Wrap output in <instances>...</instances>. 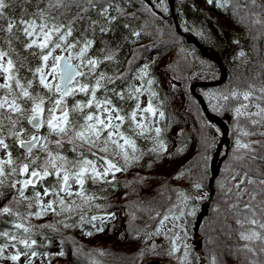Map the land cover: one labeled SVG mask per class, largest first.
<instances>
[{
	"label": "snow or ice",
	"instance_id": "snow-or-ice-1",
	"mask_svg": "<svg viewBox=\"0 0 264 264\" xmlns=\"http://www.w3.org/2000/svg\"><path fill=\"white\" fill-rule=\"evenodd\" d=\"M214 2L217 7L227 10L231 0H227V3L222 2V0H207L208 4ZM131 6H133V0H37L36 10L30 14L32 18L24 19L22 15L17 23V20L9 12V9L13 8L11 0H0V19L6 21V24L0 25V32L5 33L3 39L8 45L7 49L0 48V71L4 74L0 88L6 90V95L0 96V109L7 108V111L0 114V148L5 150V158H0V196L4 195L5 180L12 178L9 185L12 197L0 207V214H8L16 218L9 222L14 225L15 229L23 230L21 234L23 238H20L18 243L24 246L23 251L18 249L14 254H5V248L9 246L17 248V243L11 245L0 244V261L7 259L15 264L23 255L26 257L24 264H33L28 252L31 245H35L37 241L29 235L33 230L32 226H25L24 223L20 222L26 220L28 216L39 217L46 211H52L55 215H62L63 219L56 221L54 224L46 225L49 228L59 231L58 226L60 225L64 228L79 225L82 232L88 236L93 235V230L103 232L105 218L115 217V212L106 213L104 218L97 215L87 217L84 212H81L74 222L69 218L71 215H75L76 208H83L90 199H95L86 192L84 188L85 181L91 179L93 184H96L97 181H103L104 185H111L115 189L117 184L112 183V181L116 180V172L126 171L133 163H138L146 151L155 153L157 160L161 158V150L167 151L163 133L168 129L167 125L162 123L166 120V111L163 107L164 101L160 100L159 105L154 106L152 97L156 96L157 93L150 91L147 105L143 108L140 107L139 95L142 94L145 77H149L146 81L149 90L155 80V77L150 76L147 71L149 65L144 64L137 69L139 72L138 77L135 73H132V60L128 62L129 66L123 72H119L117 65L120 62L115 60L116 52L120 50L119 43L113 48L106 41H102L104 47L98 51L103 55L93 56L89 54V49L95 42L97 30L103 36L115 32L118 27L122 26L128 33H122L123 41L132 44L139 42L147 23L139 29L133 26L138 17L135 12L128 11ZM156 7H161L165 12L167 11L164 0H159ZM241 9L244 10L242 13ZM149 11L153 16L156 15L151 7H149ZM261 11H264V4L257 3V0H246L245 3H240L237 0L232 5L233 16H239L242 22L251 17V25L264 23L260 19ZM37 20H39V23H37ZM14 26H16V32H13ZM74 32H78V35L73 36ZM17 33H22L23 39ZM69 37H72V39L69 40ZM13 40H18L22 48L39 61L35 67H27V71L32 73L30 78L19 77L13 71L14 61L9 55L10 52L17 51L13 47ZM233 42L237 43V41ZM56 49H59V54H56ZM139 51L140 49L132 50L133 60H135ZM65 52H67V55H64ZM17 55L19 56V52H17ZM236 55L238 57L244 56L243 49L239 50ZM6 56L8 58L5 61ZM102 60L112 61L116 71L109 74L103 69H98L97 65ZM130 73H132L131 80L138 78L141 81L139 85L133 86L131 80L127 79ZM117 79L125 82L124 86L119 89L115 84ZM35 80H38V85L36 89H32ZM89 80L94 82L90 83ZM107 84L113 86L108 88ZM40 88H43L45 92H41ZM98 88H103L104 96H96ZM253 89L260 95H256ZM76 92L86 93L87 99L75 100L70 109L65 98L69 95H75ZM108 92H111L112 96H108ZM126 92L127 98L132 99L135 105L127 112L113 99V97H116L121 101L124 100ZM203 94L208 100L212 111L228 110L233 114L234 128L237 129V132L234 137L233 151L229 155L232 160L239 162L241 166L239 169H234L233 173L230 174L232 182L237 188L235 195L240 196L245 192L249 194V201L242 204V208L247 210L243 215L248 222L253 225L258 224L260 229H264V221L257 218L256 207L251 203V200L256 198L255 190L241 187L244 183L253 184L258 180L260 192L264 194V173L257 172L254 177L250 174L251 170L248 167L250 163H255L257 160L264 163V154L257 156L253 148V145L262 144V142L247 139L248 136L257 134L264 136V131L252 132L237 122L238 117H245L253 127L258 125L264 127V105L258 102L264 101V86L256 88L254 84L249 83L246 89H238L233 85L223 89L208 90ZM241 98L243 103L237 102ZM45 100L48 101L47 105ZM85 107H88V110L79 113L80 119H74L72 113ZM11 113H15L16 116L13 117ZM101 113L105 115L102 116ZM145 113L150 114L152 117L158 115V120H149L145 123ZM138 114L141 117L140 120L136 119ZM25 118L28 127L22 123ZM5 119L8 120L6 130ZM126 120H129L128 125L122 127ZM42 127H46V131L43 133L39 131ZM137 136L152 141L153 146L151 149H143L138 152L137 142L134 138ZM6 137H13L15 146L23 150L21 153L23 159L16 158L19 160L18 164L14 162L12 146L6 143ZM24 137H27V139ZM202 139L206 152L211 147V141L215 140V136L209 138L205 135ZM65 144L70 146L75 153L73 158H69L62 151ZM33 149L36 151L33 152ZM129 149H131V152H129ZM179 151H183V146ZM101 152L104 155H97ZM112 156L120 157L122 162L117 163L112 159ZM206 158V155L200 157L201 160H206ZM97 161L101 162L102 171L97 170ZM152 163L153 161H149L148 166L151 167ZM188 170L190 169H182L176 176H180ZM17 174L20 177L18 180L13 178ZM109 174H111V180L108 179ZM237 174L239 179H236ZM49 176L53 177L51 184L44 182V178ZM144 179L146 178H141V181ZM37 181L43 184L44 196H48L49 193L54 194L53 198L48 199L46 204L42 203L41 193L36 190ZM72 182L78 186L76 189H72ZM129 183L131 182H126L125 186L127 187ZM27 185L33 186V196L25 195L24 189ZM193 187L199 188L201 185L194 183ZM231 188L232 184L230 183L229 190ZM60 193H66L67 199ZM127 195L128 193H125V196ZM17 196L29 201V208H31V202L34 199L38 206L36 211L25 213L17 211L14 208V206H18ZM77 198L81 203L76 202ZM200 198L199 196L192 197L187 194H179L177 197L180 204L191 200H199ZM235 203L239 204V201ZM56 204L59 207H56ZM141 206L144 211H151V202L137 204L138 208ZM96 207L99 208L102 205L97 204ZM191 207L194 208L195 205L192 204ZM171 208L176 209V211L171 213L165 211L164 215L159 217L153 229L158 234L161 231V226L171 215L172 226L165 229L173 232L171 237H165V240H170L171 246L161 247L157 251L156 249L159 246L153 242L151 245L142 247L137 253L136 264H141V262L142 264H157V261L150 257L165 255L173 257L181 245H183L184 253L178 259L180 261L186 259L188 246L183 244L181 239L179 230L183 227V224L180 219L182 216L191 215V211L186 210V207H178L176 203H173ZM228 208L232 209L233 204L229 203ZM259 208L260 212L264 214V199L261 200ZM157 216H159V213H154L149 219H155ZM86 219L91 228L86 229L84 227ZM98 219L100 221L99 225L95 223ZM236 222L237 224L241 223L239 219ZM129 231L134 236L140 235V230L134 229L131 223L129 224ZM151 234L146 232L144 238L148 239ZM0 235L7 236L12 241L17 240L15 232L9 235L6 230ZM240 236L242 239H259L261 241L259 251L264 253V234L255 229H250L247 235L241 232ZM121 238H124L123 235ZM63 240L64 238H61L60 251L56 253L45 251L39 255L48 258V264H51L53 256L67 257L68 253L64 250ZM72 244L74 254L83 252V246L78 245L74 239ZM241 247L248 249L252 255H257V250L248 244ZM93 251L99 252L100 255L104 254L103 249L89 250L88 253L83 254L90 256ZM36 256H38V252L32 249L31 257ZM41 264H44V262L42 261ZM94 264H99V262L95 261ZM210 264H216L214 254ZM259 264H264V261H260Z\"/></svg>",
	"mask_w": 264,
	"mask_h": 264
},
{
	"label": "trees",
	"instance_id": "trees-1",
	"mask_svg": "<svg viewBox=\"0 0 264 264\" xmlns=\"http://www.w3.org/2000/svg\"><path fill=\"white\" fill-rule=\"evenodd\" d=\"M203 1L204 0H173V14L180 32L187 36H191L206 52L218 55L226 73L224 82L219 86L197 87L195 89L196 93L202 97L207 110L221 118L228 127L227 147L223 145L219 153V159L221 161L218 175L213 182V195L197 230L200 237L202 264H210L213 254L215 255L216 264H259L260 261H264V253L259 251L261 241L259 239H242L240 236L241 232L247 235L250 229H255L264 234V229H260L258 224H251L243 215L247 210L242 208V204L249 201V194L245 192L240 196L235 195L237 188L232 182L230 174L233 173L234 169H239L241 166L239 162L232 160L229 155L233 151L234 137L237 132V129L234 128L233 114L228 110L221 112L212 111L203 93L208 90H218L233 85L238 89H246L249 83L254 84L256 88L264 86V23L251 25V17L242 22L239 16H233L232 5L235 4L237 0H231V3L227 6V10L217 7L214 2L212 5L215 6V10L218 14L228 17L221 21L214 20L199 6ZM11 2L13 8L9 9V12L17 20V23L22 15L24 19L32 18L30 14L36 10L37 0H11ZM222 2L227 3V0H222ZM239 2L245 3L246 0H239ZM257 3L264 4V0H257ZM164 4L167 7L166 12L163 8L156 7L157 4L152 0H150V4L146 3L144 0H133V6L128 8L129 12H135L138 17L133 26L139 29L147 23V27L142 33L139 42L132 44L123 41L122 33H128L122 26L118 27L115 32H110L103 36L97 30L95 42L89 49V54L93 56L103 55L98 51L100 48L104 47L102 41H106L108 45L113 48L119 43L120 50L116 52L115 55V60L120 62L117 65L119 72H123L124 69L129 66L128 62L132 60V73H135L138 77L139 72L137 69L144 64H148L149 67L147 71L150 76L155 77V80L149 90V86L146 83L149 77H145L144 88L142 89V94L139 95L140 106L142 102L145 103V106L147 105L150 91L156 92L157 95L152 97L153 105H159L160 100L164 101L163 107L166 111V120L162 123L167 125L168 129L163 133V138L165 139L167 147L175 143L180 146L189 144L195 147V153L184 165L175 171L170 170L163 172V174H159L156 168L160 159L157 160L155 158V153L146 151L138 163H133L131 165V167L134 166V168L130 171H134V169H137V171L136 173L133 172L128 180L122 178V172H128L129 169L115 175L116 180L112 181V183L117 184L115 189L112 188L111 185H104L103 181H97L96 184H93L91 179L85 181L84 188L86 192L90 197H94L95 199H90L83 208H76L75 215H71L69 218L74 222L81 212H84L87 217L97 215L102 218H104L105 214L108 212H115L116 214L121 213L117 221L118 223L120 221L122 222V230L124 232L122 235H125L126 237L124 238L128 239L130 242V246L128 247L115 248L109 243L90 245V243H85L84 241L80 242L74 236L78 235L81 236L78 238L86 239L87 237H95L102 232L93 230V235L88 236L85 235L81 227L77 225L76 227H67L74 233L73 236L71 234H64L63 230H65V228L62 225L58 226L59 231H57L54 228L46 226L49 224H41V220L47 218L46 214L48 211L39 217L28 216L26 220H21L20 222L24 223L25 226H32L33 230L29 235L32 239L37 241L35 245H31L29 252L34 249L38 254L45 251L56 253L60 251L61 238H64L63 247L68 255L67 257L53 256L51 258V264H94L95 261H98L99 264H136L137 253L142 247L151 245L153 242L159 246L156 249L157 251H159L161 247L167 248L171 246L170 240H165V237H171L173 232L164 230L157 234L153 229L159 217L163 216L165 211L169 213L176 211V209L171 208L173 203H176L178 207H186V210L191 211V215L181 217L183 220V227L180 230H183L187 236L193 239L194 221L200 211L201 205L207 200L208 195L199 200L187 201L184 204H180L177 197L179 194H187L195 197L193 193L196 190L206 189L209 193V156L211 157L216 148L219 130L212 123L205 120L201 106L191 94L189 86L194 82L216 81L220 74L215 63L201 56L197 47L191 43H186L185 39L176 32L175 23L166 0H164ZM41 6L43 5L41 4ZM149 7L155 11V16L151 14ZM240 11L242 13L244 10L241 9ZM260 19L264 21V11L260 12ZM37 23H39V20H37ZM3 24H6V21L0 19V25ZM13 32H16V26H14ZM4 35L5 33L0 32V48L7 49L8 45L3 39ZM17 35L23 39L22 33H17ZM76 35H78V32L73 33V36ZM68 39L71 40L72 37ZM233 41H237V43ZM178 44L192 61L189 64H187L188 61L186 58L177 56V52L179 51ZM13 47L17 50L9 53L14 61L13 71H15L19 77L30 78L32 73L27 71V67H35L39 61L35 57L29 55V53L22 48L18 40H13ZM133 49H140L136 54L135 60H133L132 57ZM241 49H243L245 55L238 57L236 54ZM17 52H19V56ZM7 58V56L4 58L5 61ZM97 68L103 69L109 74L116 71L112 61L102 60L97 65ZM132 73L128 75V80H131ZM171 80H175L178 84L171 85ZM89 82L92 83L94 81L89 80ZM0 83H3V81H0ZM124 83V81L119 79L115 81L117 89L123 87ZM131 83L135 86L139 85L141 81L137 78L136 80H131ZM37 85L38 80H35L32 89H36ZM106 86L111 88L113 85L107 84ZM39 90L45 92L43 88ZM253 91L255 92V89H253ZM255 94L260 95L258 92H255ZM4 95H6V90L0 88V96ZM104 95L103 88H98L96 96L102 97ZM107 95L112 96V93L108 92ZM181 95L184 97L182 101L180 100ZM125 97L126 98L122 101L116 97H113V99L125 112H127L135 105L132 99L127 98V92L125 93ZM77 99L86 100V93L76 92L75 95H70L66 98L70 109L71 105ZM237 102L243 103L242 98ZM258 102L264 105V101ZM47 103L48 101L45 100L46 105ZM52 106L54 107V105ZM87 110L88 107L77 109L75 113H72V116L74 119L78 120L80 119L79 113L81 111L86 112ZM5 111H7L6 107L5 109H0V114H3ZM11 115L13 117L16 116L15 113H11ZM140 118V115H137L136 119L140 120ZM145 118V123H147L149 120H158V115L152 117L150 114L145 113ZM237 122L249 131L256 133L264 131V127L259 125L253 127L250 125L245 117H238ZM22 123L28 127L26 118L22 120ZM128 123L129 120H126L122 127H126ZM4 125L6 130L8 125L7 119L4 120ZM45 131L46 127L40 129L42 133ZM181 133H183V135H181ZM205 135L209 138L213 135L215 136V140L211 141V147L208 148L206 152L202 139ZM134 138L137 142L138 152L143 149H151L153 146L152 141L138 136ZM247 139L262 142V144L253 145V148L257 156L264 154V136L257 134L248 136ZM6 143L12 146L15 163L19 162L16 158L19 157L23 159L21 155L23 150L15 146L13 137H6ZM35 151L36 150L33 149V152ZM62 151L69 158L75 156V153L67 144H65ZM129 152H131V149H129ZM161 153L162 150L160 156ZM205 155L207 157L206 160H201L200 157ZM149 161H153L151 167L148 166ZM248 167L251 170L250 174L254 177L257 172L264 173V163L259 160L255 163H250ZM186 168L190 170L184 171L180 176H176L177 173ZM13 178L17 179L19 175ZM141 178L146 179L141 181ZM9 179L11 178L5 180L4 195L0 196V201L6 200L7 202L12 197ZM236 179H239L238 174L236 175ZM52 180L53 177L51 176L44 178V182L48 184H51ZM126 182L131 183L126 187ZM39 183L43 188V184L41 182ZM194 183H199L201 187L194 188ZM230 183L232 184L231 190H229ZM241 187L255 190L256 198L255 200H251V203L256 207L257 218L264 221V214L260 212L259 208L261 200L264 199V194L260 192L258 180L253 184L244 183ZM32 189V185H27L24 189L25 195L33 196ZM36 190L38 191V184L36 185ZM119 191L120 194H118ZM125 193H128V195L125 196ZM60 195L65 196L67 199L66 193H60ZM50 196H54V194L50 193ZM117 197H119V199ZM17 201L18 206H14V208L20 213L36 211L38 207L34 199L31 202V208L28 207L29 201L19 196H17ZM236 201H239V204L235 203ZM76 202L78 204L81 203L78 198ZM140 202L144 204L151 202V211H144L142 206L138 208L137 204ZM229 203L233 204L232 209L228 208ZM97 204L102 205V207L97 208ZM192 204L195 205L194 208L191 207ZM55 206L59 207L58 204ZM154 213H159V216L150 220L149 217ZM65 215H67V213H65ZM56 218V221H60L63 219V216L57 215ZM13 219L16 218L8 214H0V233L7 230L9 235H12L13 232L17 235L16 241L9 240L7 236L0 235V244L11 245L12 243H17V248L13 249L16 251L18 249L23 251L24 246L18 243V240L23 238L21 235L23 230L14 228V225L9 222ZM237 219L241 221L240 224H237ZM168 220L172 221L171 215H169ZM108 222L106 218L104 228L106 233L111 232L113 229V223ZM95 223L99 225V219ZM130 223L134 229L140 230L139 236H134V234L129 231ZM145 225H147V227H145ZM116 226H114V228ZM171 226L168 228H171ZM84 227L86 229L91 228L87 219L84 222ZM146 232L152 233L148 239L144 238ZM119 238L122 239L121 237ZM73 239L78 245L83 246L82 253L78 252L74 254ZM183 244L188 246V255L184 261L178 259V257L184 253L183 245H181L178 252L173 257L165 255L150 258L163 264H199L200 258L197 255L195 246L191 242L185 243L183 241ZM244 244H248L250 247L255 248L257 250V255L254 256L248 249L241 247ZM9 248L12 247L9 246L5 248L4 251L6 252ZM94 249H103L104 254L100 255L99 252L95 251L91 252L90 256L83 254ZM44 258L48 264V258ZM0 264H4L3 261H0Z\"/></svg>",
	"mask_w": 264,
	"mask_h": 264
},
{
	"label": "rangeland",
	"instance_id": "rangeland-1",
	"mask_svg": "<svg viewBox=\"0 0 264 264\" xmlns=\"http://www.w3.org/2000/svg\"><path fill=\"white\" fill-rule=\"evenodd\" d=\"M152 1L155 4L159 3V0H152ZM149 2H150V0H149ZM148 4H150V3H148ZM199 6L204 11H206V13L208 14V16L210 18H212L214 20H220L221 21V20H225V19L228 18V17H225V15H219L218 12L215 10V6H213L212 4H208L207 0H204L203 2H201V4H199ZM146 19H149V18H146ZM55 52H56V54H59V50H55ZM64 54L67 55V52H65ZM177 56L178 57L181 56L182 58L183 57L186 58V60L188 61V62L186 61L187 64L192 62L188 58L187 53L182 49V47L180 45H179V51L177 52ZM49 79H51V77H49ZM0 81H3V73L2 72H0ZM170 83H171V85H177L178 84V82H176L175 80H171ZM180 97H181L180 100L182 101L184 97L182 95ZM144 106H145V103L142 102L140 107L143 108ZM101 115L103 116L105 114L101 113ZM220 136H221V132L219 131V135L217 136V138H218L217 143L219 141ZM24 138L27 139V137H24ZM182 146H183V151H179L182 148ZM182 146H180L179 144L175 143L172 146H168L166 152L162 150L161 158H160L159 162L157 163L158 165H157V168H156L157 172L159 174H163V172L170 171V170L171 171H175L176 169H178L179 167L184 165V163H186L190 159V157L194 155L195 147L193 145L185 144V145H182ZM97 155H104V153H102V152L101 153H97ZM0 158H5V152H4L3 148H0ZM209 158H210V156H209ZM112 159H114L117 163H121L122 162L120 157H118V156H112ZM16 163L18 164L19 162H16ZM100 163L101 162L97 161V170L98 171H102V168L100 167ZM209 165H210V161H209ZM133 168H134V166H132V167L129 166L127 168V169H129L128 172L120 171L123 174L122 178L128 180L129 176L131 174H133V172L136 173L137 169H134V171H130ZM120 172H116L115 175L117 173H120ZM17 175H19V174H17ZM19 178H17V180ZM111 178H112L111 174H109L108 179H111ZM11 179H9L8 181L11 182ZM39 182L40 181H37L38 191L41 193L42 203L46 204L47 200L50 199V198H53V196H50V193H49L48 196H44L43 195V188H42V186L39 185L40 184ZM71 186H72V189H76L78 187L74 182H72ZM118 194H120V191L118 192ZM193 195L195 197L199 196V197L203 198L206 195H208V192H207L206 189H204V190H196L193 193ZM119 197H117V198L119 199ZM5 203H6V200L0 201V207H2ZM46 215H47V218L42 219L41 220V224H43V225L54 224L56 222L57 215H55L52 211H48ZM120 215H121V213H117L115 215V217L110 218V219L107 218V220L109 221L108 223H113L112 224L113 225V229L109 233H106L105 231H103L102 233L98 234L95 237H87L86 239H80L78 237H81V236H78V235L74 236V237H76L80 242L84 241L85 243H90V245L107 244V243H109V244L113 245L115 248H117V247L118 248L128 247V246H130V244H129L130 242L128 241V239H126V238L120 239L119 238V237H122V233H124L123 230H122V222L120 221L118 223V221H117V219H119ZM180 222L182 223L183 220L180 219ZM171 225H172V221L171 220H166L164 225L161 226V231H164L166 228H168ZM114 226H116V227L114 228ZM63 232H64V234H71L72 236L74 235V233L71 232V230L69 228H65V230H63ZM180 232H181V239L185 243H188V242L192 241V237L187 236V234L184 235L185 232L183 230H180ZM123 237H126V236L123 235ZM179 242L180 241L178 240V243ZM15 252H16L15 249L9 248L5 252V254H8V253H13L14 254ZM40 254H42V253H40ZM28 256L32 259L33 264H41L42 261L44 262V264H47L46 261H45V258L42 255L38 254V256H36V257H31V252H28ZM25 258H26L25 256L21 255L19 260L17 262H15V264H24ZM3 263L4 264H14V262H12L10 260H7V259L3 260Z\"/></svg>",
	"mask_w": 264,
	"mask_h": 264
},
{
	"label": "water",
	"instance_id": "water-1",
	"mask_svg": "<svg viewBox=\"0 0 264 264\" xmlns=\"http://www.w3.org/2000/svg\"><path fill=\"white\" fill-rule=\"evenodd\" d=\"M146 3H150L149 0H144ZM168 7H169V11L173 17L174 23H175V27H176V32L182 36L186 43H191L193 44L195 47L198 48L201 56L211 60L213 63L216 64L218 70H219V78L216 81H201V82H194L189 86V90L191 92V94L193 95V97L196 98V100L198 101L199 105L201 106L204 118L206 121L212 123L217 129L220 130L221 132V136L219 138V141L216 145V148L213 152V154L210 157V165H209V170H210V177L208 179V186H209V195L207 200L201 205L200 211L196 216V219L194 221V226H193V240L192 243L195 245L196 248V252L198 257L200 258V262L199 264H202V254L200 252V237L198 235V226L201 222L202 217L205 215L206 213V208L212 198L213 195V182L214 179L217 177L218 172H219V166H220V159H219V153L220 150L222 148L223 145H225V147H227V133H228V127L227 125L224 123V121L219 118L217 115L210 113L206 106L205 103L202 99V97L196 93L195 89L197 87H215V86H219L220 84H222L226 78V73L225 70L222 66L221 63V59L218 55L214 54V53H208L206 52L203 48H201L199 46V44H197V42L191 37V36H187L185 34H182L176 24L175 18H174V14H173V0H166ZM65 55V54H64ZM70 96V95H69ZM68 96V97H69ZM66 97V98H68ZM65 98V99H66ZM40 131V130H39ZM157 261V260H156ZM157 264H163L159 261H157Z\"/></svg>",
	"mask_w": 264,
	"mask_h": 264
}]
</instances>
